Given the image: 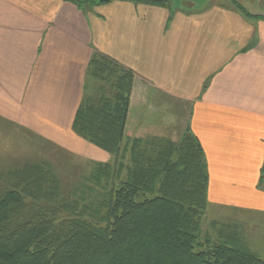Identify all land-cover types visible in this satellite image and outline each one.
<instances>
[{"label": "crops", "instance_id": "crops-1", "mask_svg": "<svg viewBox=\"0 0 264 264\" xmlns=\"http://www.w3.org/2000/svg\"><path fill=\"white\" fill-rule=\"evenodd\" d=\"M238 4L242 10L233 3L197 9L129 2L85 10L65 0H0V126L68 152L81 149L71 126L98 51L134 72V89L141 83L144 96L160 91L190 103L210 208L264 212L257 188L264 163V4Z\"/></svg>", "mask_w": 264, "mask_h": 264}, {"label": "trees", "instance_id": "trees-1", "mask_svg": "<svg viewBox=\"0 0 264 264\" xmlns=\"http://www.w3.org/2000/svg\"><path fill=\"white\" fill-rule=\"evenodd\" d=\"M113 1L124 0L97 5ZM86 75L96 84L86 81L71 128L111 159L67 193L50 165L28 163L1 174L0 264H264L236 231L221 229L216 239L203 231L208 172L189 124L176 141L131 137L132 72L93 53ZM263 173L264 163L260 182Z\"/></svg>", "mask_w": 264, "mask_h": 264}, {"label": "rangeland", "instance_id": "rangeland-1", "mask_svg": "<svg viewBox=\"0 0 264 264\" xmlns=\"http://www.w3.org/2000/svg\"><path fill=\"white\" fill-rule=\"evenodd\" d=\"M113 2L133 3L129 0ZM169 3H192L197 9L205 6V4L233 3L242 10L238 3L264 4V0H169ZM96 6L97 3L91 6L83 4L81 9L89 10ZM189 7L191 8V6ZM252 16V18H258ZM94 53L101 54L98 51H94ZM104 56L108 57L107 55ZM132 75L133 83L130 97L133 92V100L132 105L131 101L129 104L127 135L151 139L150 141L158 140L160 143L167 140H178L188 125L190 103L172 98L160 91H152L146 97L141 92V83L136 82L134 89V72ZM87 81L90 87L96 84L90 77L87 78ZM95 93L97 92L91 91L88 87V94L92 96ZM75 137L84 145L78 151L68 152L55 146L44 137L25 134L19 132L18 129L13 130L0 126V175L8 171H19L28 163H43L50 165L52 171L61 181L65 193L75 189L77 185L75 183L80 180L82 175L91 174L95 165L107 163L111 159V156L105 152L78 136L75 135ZM76 143L79 144V142ZM76 147L79 148V146ZM3 187L4 182L0 178V190ZM257 188L264 192V178L261 182L259 178ZM213 221L217 222V226H212ZM202 228L215 239L217 232L221 229L226 233L232 230L236 231L234 234L241 237L247 248L264 260V212L256 213L239 209H226V207L210 208L208 206Z\"/></svg>", "mask_w": 264, "mask_h": 264}]
</instances>
